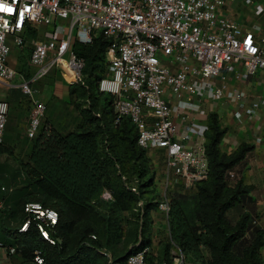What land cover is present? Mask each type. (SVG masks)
I'll use <instances>...</instances> for the list:
<instances>
[{
  "label": "built area",
  "instance_id": "2783aa9c",
  "mask_svg": "<svg viewBox=\"0 0 264 264\" xmlns=\"http://www.w3.org/2000/svg\"><path fill=\"white\" fill-rule=\"evenodd\" d=\"M234 2L235 0H229ZM15 9L0 11V85L8 86L19 72L8 63L12 47L30 44L34 66L18 84L31 100L26 135L34 139L45 116L46 105L34 96V83L66 60L73 71L68 84L81 81L84 59L73 52V43L90 44L101 33L109 42L105 59L109 75L99 79L98 90L112 96L113 122L128 118L136 129V143L143 149L163 151L164 200L158 209L166 218L170 192L194 191L208 176L203 131L194 122L207 121L226 101L246 102L248 115L261 121L263 101L230 89L217 78L228 72L235 78L264 69V33L259 24L248 29L226 14V0H0ZM49 26L48 35L37 36V27ZM60 26V29H59ZM31 32H35L32 36ZM63 75V73H62ZM8 102L0 97V144L8 119ZM207 130V128H206ZM205 130V131H206ZM105 190L103 197H111ZM26 219L18 232L33 222L41 236L54 243L48 229L58 221L55 208L28 201ZM91 234V238H95ZM130 252L124 264H183L179 250L170 261H149L148 245ZM0 248L7 255L15 248ZM107 264H121L106 248H100ZM33 260L41 264L39 251ZM264 264V261H263Z\"/></svg>",
  "mask_w": 264,
  "mask_h": 264
},
{
  "label": "trees",
  "instance_id": "16d2710c",
  "mask_svg": "<svg viewBox=\"0 0 264 264\" xmlns=\"http://www.w3.org/2000/svg\"><path fill=\"white\" fill-rule=\"evenodd\" d=\"M31 34L35 36V32ZM108 43L101 33L90 44L73 43V52L84 59V66L81 81L69 84V93L83 123L66 134L44 125L34 138L27 161L17 160V165H13L14 159H0V243L14 247L21 264H37L33 260L37 251L43 264H107L105 255L98 251L103 247L124 264L127 255L138 248L137 243L149 244L150 212L157 210V201L143 206L140 229L131 247H122L119 254L112 245H116L118 226L111 224H115L113 218H105L97 207L102 191L107 189L114 196V211L134 213L139 195L129 191L123 181L121 186L115 184L117 166L121 165L128 183L132 178L136 180L139 194L146 192L141 191L142 187L150 185L155 192L156 183L154 174L149 173L146 149L136 143L135 126L128 118L114 123L112 96L98 90L97 83L107 65ZM207 124L205 150L209 171L194 190L197 219L192 224L181 204L171 203L170 238L162 247L160 259L170 261L168 252L173 245L188 256L189 264H262L263 230L251 224V216L244 210L250 186L242 178H229V172L243 161L251 145L242 143L232 153L222 152L219 143L226 128L215 111L209 112ZM4 152L11 153L0 144V155ZM126 163L133 167L132 175L124 169ZM10 183L15 184L14 188L8 187ZM28 201H39L57 210L58 221L48 229L54 243L44 239L33 222L26 231L18 232L27 217L23 206ZM233 206L241 212L230 221L227 211ZM91 234L96 237L91 238ZM146 258L153 261L148 254Z\"/></svg>",
  "mask_w": 264,
  "mask_h": 264
},
{
  "label": "crops",
  "instance_id": "0c3cea01",
  "mask_svg": "<svg viewBox=\"0 0 264 264\" xmlns=\"http://www.w3.org/2000/svg\"><path fill=\"white\" fill-rule=\"evenodd\" d=\"M225 12L242 28L248 29L252 24L257 23L261 27V33H264V1L235 0L230 2L226 0ZM49 29V26H38L37 36H47ZM20 51L12 47L8 57V63L19 72V75L10 82V85L6 87L0 85V97L5 99L9 105L8 119L1 144L11 151L10 154L4 152L0 156L14 159L16 163L17 160L23 162L28 160L35 143V139L29 138L25 133L31 100L22 94L18 84L21 79L28 78L30 72L25 71L23 64L18 60ZM23 52L29 57L27 49L24 48ZM63 76L61 72L53 68L33 85L36 89L34 96L46 105L40 130L44 125H50L61 134H66L83 123L82 116L72 104L73 96L69 93V84ZM217 82L225 83L228 88L243 92L248 98H259L263 101L258 110L261 114V121H256L248 115L246 102L235 104L226 101L215 112L221 125L226 128L219 143L222 152L232 153L242 143L251 145L243 161L229 172V178L230 181L242 178L243 182L250 186L249 198L245 201L244 210L250 214L252 223L261 228L264 234V69L239 78L223 72L217 78ZM207 126V121L194 122V130L197 132L203 131ZM206 128L203 131L204 135ZM146 152L151 162L163 159L162 149L149 148ZM159 181L162 183L161 175ZM150 214L152 226L148 237V254L157 257L161 255L162 247L169 237L162 232L165 219L162 213L159 210H151ZM261 255L264 261V244L261 247ZM0 264H21V257L18 254L8 256L0 248Z\"/></svg>",
  "mask_w": 264,
  "mask_h": 264
},
{
  "label": "rangeland",
  "instance_id": "374dc122",
  "mask_svg": "<svg viewBox=\"0 0 264 264\" xmlns=\"http://www.w3.org/2000/svg\"><path fill=\"white\" fill-rule=\"evenodd\" d=\"M260 1H264V0H260ZM60 29V26H59ZM17 50L20 49V53H19V57L18 60L23 64L24 66V70L27 72H32L34 67L29 63V57L26 53L23 52V49H27L28 52L30 50V44L26 43L25 46L22 47H15ZM60 72V70H58ZM62 71V70H61ZM54 72V71H52ZM111 72V68L108 65H106L105 68V75H109ZM63 73V72H62ZM64 75V74H63ZM66 78V77H65ZM64 78V79H65ZM67 79V78H66ZM67 83V80H66ZM0 159H3V155L0 156ZM11 160V162L13 161L11 158H9ZM17 165V163L15 161H13V165ZM125 166V170L132 175L133 172V167L129 164L126 163L124 164ZM121 165L117 166L116 171L114 172V182L117 186H121L122 183L121 181L124 182V184L126 185V187H128L129 191L138 193V198L136 200V208L134 209V213H130L127 211H122V212H116L114 211V209L111 207L112 203L115 201L114 200V196L112 194L111 190H107L105 189L104 194L107 192L110 193L111 197H103L102 193L100 195V204H98V211L103 214L104 216H106L105 218H107V215L112 217L113 220L115 221L111 223L113 224L115 227L118 226L117 231H116V245L114 243H112L114 250H116V254L120 253V249H122V247L124 248H130L131 247V243H132V239L135 237V234H137V230L140 229V225L142 223V210H143V206L146 204V202L148 201H157V203L159 204L161 201L164 200L163 195H162V190H163V182L161 183L159 181L160 175L161 177H163V159H159V160H154V162L150 161V172L154 174V179L156 181L155 183V192H152V188L151 185L147 186V187H142V190H145L146 192H142V194H139L138 192V184L136 183V180L132 178V180L128 183L125 179V175L121 172ZM149 167V166H148ZM113 170V169H112ZM13 183L9 184V188H14ZM104 191V190H103ZM102 191V192H103ZM195 191H187V192H170L169 195V203H170V207H171V203H174L175 201L179 202L185 212V215L187 216L188 220L194 224V222L197 219V210H196V198H195ZM157 204V206H158ZM0 208H2L1 202H0ZM157 210L158 207L156 208ZM241 209L239 207H231L228 209L227 211V217L230 221H234L238 215V213H240ZM160 211V210H159ZM161 212V211H160ZM162 213V212H161ZM163 215V213H162ZM164 217V215H163ZM100 223H98L99 225ZM251 224L253 225L252 221ZM250 224V225H251ZM163 230L162 232L166 233L167 237H169L170 235V228L166 227V218L163 220ZM169 225V224H168ZM151 226L152 223L150 225L149 228V234H150V230H151ZM248 231V230H247ZM170 238V237H169ZM169 238H167L169 240ZM166 240V241H168ZM108 248V247H107ZM172 249H170V251L168 252V260L172 259L173 255H177L179 253V249L176 246L171 247ZM100 254H103L100 252V250H98ZM104 255V254H103ZM147 256V255H146ZM184 256V262L183 264H189L190 262H188V256L183 255ZM148 257H151L153 259V261H160V260H165V259H160V256L154 257L151 256L150 254H148ZM43 264V261L42 263ZM263 264V262H262Z\"/></svg>",
  "mask_w": 264,
  "mask_h": 264
},
{
  "label": "bare ground",
  "instance_id": "6f19581e",
  "mask_svg": "<svg viewBox=\"0 0 264 264\" xmlns=\"http://www.w3.org/2000/svg\"><path fill=\"white\" fill-rule=\"evenodd\" d=\"M59 66L64 74V76L67 78V80H70L73 78L74 73L68 66V63L66 60H59Z\"/></svg>",
  "mask_w": 264,
  "mask_h": 264
},
{
  "label": "snow or ice",
  "instance_id": "6c2138e0",
  "mask_svg": "<svg viewBox=\"0 0 264 264\" xmlns=\"http://www.w3.org/2000/svg\"><path fill=\"white\" fill-rule=\"evenodd\" d=\"M0 11L6 12V13H13L15 11V9H13L12 7H8L3 3H0Z\"/></svg>",
  "mask_w": 264,
  "mask_h": 264
}]
</instances>
